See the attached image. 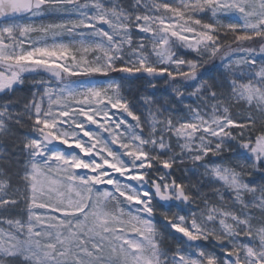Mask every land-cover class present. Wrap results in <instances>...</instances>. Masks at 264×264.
I'll list each match as a JSON object with an SVG mask.
<instances>
[{
    "label": "snow or ice",
    "instance_id": "6c2138e0",
    "mask_svg": "<svg viewBox=\"0 0 264 264\" xmlns=\"http://www.w3.org/2000/svg\"><path fill=\"white\" fill-rule=\"evenodd\" d=\"M9 143L0 264H264V0H0Z\"/></svg>",
    "mask_w": 264,
    "mask_h": 264
},
{
    "label": "rangeland",
    "instance_id": "374dc122",
    "mask_svg": "<svg viewBox=\"0 0 264 264\" xmlns=\"http://www.w3.org/2000/svg\"><path fill=\"white\" fill-rule=\"evenodd\" d=\"M219 75V73H214L212 76H217ZM33 87L32 85V82L29 80L28 82H26V84L23 86V90L22 91H19L16 93V96L14 99H19L21 102L24 101L25 99H30L31 96L33 95L32 91H30V89ZM133 90V95H136L137 94V89H140V91L144 94L146 93H152V92H155V95H156V98L163 101L164 100V97L161 95V93L163 92V85L160 86V91H156V90H153L151 88H147L146 89V92H145V89L141 87V82H136L134 83L133 85L130 86ZM22 107V103L20 105ZM234 111L238 112L239 109H234ZM2 148H7L9 152L12 151V146L11 144H7V145H0V149ZM179 175V173H178ZM174 243V244H173ZM169 246L170 247H175V242L174 241H169Z\"/></svg>",
    "mask_w": 264,
    "mask_h": 264
},
{
    "label": "trees",
    "instance_id": "16d2710c",
    "mask_svg": "<svg viewBox=\"0 0 264 264\" xmlns=\"http://www.w3.org/2000/svg\"><path fill=\"white\" fill-rule=\"evenodd\" d=\"M218 63V62H217ZM209 68V72H208V75L212 76L214 73H217V71H215L214 69H212V66L209 65L207 66ZM174 244V243H173Z\"/></svg>",
    "mask_w": 264,
    "mask_h": 264
}]
</instances>
